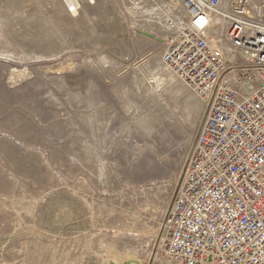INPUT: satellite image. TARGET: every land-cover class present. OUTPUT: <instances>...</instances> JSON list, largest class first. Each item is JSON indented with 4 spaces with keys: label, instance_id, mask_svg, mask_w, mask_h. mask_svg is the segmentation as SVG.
Returning <instances> with one entry per match:
<instances>
[{
    "label": "rangeland",
    "instance_id": "obj_1",
    "mask_svg": "<svg viewBox=\"0 0 264 264\" xmlns=\"http://www.w3.org/2000/svg\"><path fill=\"white\" fill-rule=\"evenodd\" d=\"M163 5L0 0V264L162 262L209 110Z\"/></svg>",
    "mask_w": 264,
    "mask_h": 264
},
{
    "label": "built area",
    "instance_id": "obj_2",
    "mask_svg": "<svg viewBox=\"0 0 264 264\" xmlns=\"http://www.w3.org/2000/svg\"><path fill=\"white\" fill-rule=\"evenodd\" d=\"M163 2L175 38L161 62L209 110L159 264H264V0Z\"/></svg>",
    "mask_w": 264,
    "mask_h": 264
},
{
    "label": "bare ground",
    "instance_id": "obj_3",
    "mask_svg": "<svg viewBox=\"0 0 264 264\" xmlns=\"http://www.w3.org/2000/svg\"><path fill=\"white\" fill-rule=\"evenodd\" d=\"M130 257H132V256H129L127 260H125V261H123V262H121V263H118V262H112L111 264H137V263H136L137 261H135L134 258H130Z\"/></svg>",
    "mask_w": 264,
    "mask_h": 264
}]
</instances>
